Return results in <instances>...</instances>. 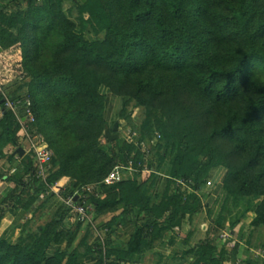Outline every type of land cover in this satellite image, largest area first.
<instances>
[{
    "label": "trees",
    "instance_id": "1",
    "mask_svg": "<svg viewBox=\"0 0 264 264\" xmlns=\"http://www.w3.org/2000/svg\"><path fill=\"white\" fill-rule=\"evenodd\" d=\"M107 95L117 100L110 119ZM20 98L32 121L4 105ZM0 107V156L20 134L52 150L45 180L35 177L33 153L19 158L4 202L28 210L41 193L64 198L96 184L97 196L75 203L90 205L93 219L120 210L100 227L130 214L134 227L117 246L80 250L72 246L80 222L60 228L71 212L62 203L43 224L24 223L15 241L0 238V264H138L222 174L221 194L247 199L250 225L264 226V0H0ZM119 121L135 134L108 140L104 131ZM129 160L146 170L126 168ZM116 166L119 180L104 184ZM157 168H168V181L153 203L146 184ZM190 253L191 264L224 256L203 239Z\"/></svg>",
    "mask_w": 264,
    "mask_h": 264
},
{
    "label": "crops",
    "instance_id": "2",
    "mask_svg": "<svg viewBox=\"0 0 264 264\" xmlns=\"http://www.w3.org/2000/svg\"><path fill=\"white\" fill-rule=\"evenodd\" d=\"M15 81H10L2 88L4 94H13L16 85ZM103 93H107L102 88ZM107 102L110 110L106 113L108 119L114 113L117 100L107 95ZM1 118V107H0ZM25 119L22 117V121ZM3 133L0 126V135ZM19 146L23 149V154H31L30 139L28 136L18 135ZM18 147V146H17ZM16 146L6 143L2 146L0 156V238H8L12 242L21 234L23 224L28 223L27 229L32 228L39 219L51 218L59 205L62 204L57 196L47 197L46 193L39 194L28 210L20 207L13 208L9 203L4 202L8 191L14 186L8 181L12 169H17L19 156L15 153ZM223 174L216 182L208 181L198 191L201 207L193 213L190 218L185 215L179 225L167 231L158 240L152 249L141 257H137L138 264H191L194 260L190 249L200 240H208L216 247L217 252L224 250L223 260L220 264H261L264 261V249L261 242L264 239V226L253 227L250 225L253 209L247 199L236 197H225L221 194ZM168 168H157L153 178L146 184V192L150 201L157 203L160 201L167 187ZM98 188V186H97ZM18 193V192H17ZM27 195L23 194L24 199ZM255 201L252 202V204ZM114 213L98 216V226L105 225ZM71 215H66L61 229L69 228L68 221ZM130 218V219H129ZM133 215L128 218H114L107 226L109 232L101 238V244L106 242L109 246H117L126 242L133 232ZM35 226V227H36ZM34 227V228H35ZM104 229V227L102 226ZM105 228V230H107ZM81 230V229H80ZM83 234L80 236V238ZM89 257L83 259L86 264Z\"/></svg>",
    "mask_w": 264,
    "mask_h": 264
},
{
    "label": "built area",
    "instance_id": "3",
    "mask_svg": "<svg viewBox=\"0 0 264 264\" xmlns=\"http://www.w3.org/2000/svg\"><path fill=\"white\" fill-rule=\"evenodd\" d=\"M5 107L7 109H10L14 112H19L23 114L24 119H29L32 121V115L29 108L30 102L27 99H16L12 101H6ZM128 134L134 135V132H130ZM28 138L30 139V147L33 153V156L35 158V177L39 180H45L48 174V170L50 168L49 161L52 157V150L48 147L44 139L39 135H28ZM141 152L143 153V159L147 160L150 157V151L146 147V145L143 142H140L139 144ZM137 166L142 167L140 163H137ZM122 168V166H116L114 169H112L107 176L102 181L104 184L109 185L119 180V169ZM126 168L132 170V171H145L146 165L143 164V167L141 169L133 168V161L129 160L127 163ZM11 172H14V169L11 170ZM177 184L187 186V181L184 179H177ZM52 190V189H51ZM84 192H91L95 196L98 195L97 192V185L91 184L82 186L79 188V190H76L73 192V194L66 196V197H60L58 194V198H60V201L70 210L74 213L75 219L77 222L83 223L86 220L89 219V214L91 212V206L85 203L84 200L81 201V203H75L74 197L84 198ZM47 193V192H45Z\"/></svg>",
    "mask_w": 264,
    "mask_h": 264
},
{
    "label": "rangeland",
    "instance_id": "4",
    "mask_svg": "<svg viewBox=\"0 0 264 264\" xmlns=\"http://www.w3.org/2000/svg\"><path fill=\"white\" fill-rule=\"evenodd\" d=\"M65 6L67 7L68 3H65ZM11 81H15V79L11 80ZM132 116L137 118V116H138V108H133L132 109ZM119 122L123 126L124 122L123 121H119ZM117 132H119L120 135L124 136V135H127L128 133H130L131 131H130L129 127H126V126L124 127L123 126L119 130L117 129ZM151 157H152V155H150L149 158H151ZM70 215H71L70 217L72 219H71V221H68V225L71 227L74 224H76L77 221H76L75 215H74V213L72 211L70 212ZM46 221H47V219H45V220L39 219L38 221H36V224H43ZM97 224H98V219H95V218L93 219L92 214H90L88 220H86L83 223H80V227H79V230H78V235L75 238L72 246L73 247L77 246V248L82 250L84 246H92V245L94 246V245L99 244V243L101 244V238L104 237L107 234L106 232L109 231V230H108V228H107V230H105V228L103 229L102 227H99ZM35 226L36 225H33V228ZM82 234L83 235L85 234V244H78V241H79L80 236Z\"/></svg>",
    "mask_w": 264,
    "mask_h": 264
},
{
    "label": "water",
    "instance_id": "5",
    "mask_svg": "<svg viewBox=\"0 0 264 264\" xmlns=\"http://www.w3.org/2000/svg\"><path fill=\"white\" fill-rule=\"evenodd\" d=\"M116 131H117V122H114L111 128V131L109 129H106L104 131V134L108 138V140H113L118 137V134ZM15 153L21 156L23 154V149L20 146H18L15 148Z\"/></svg>",
    "mask_w": 264,
    "mask_h": 264
}]
</instances>
